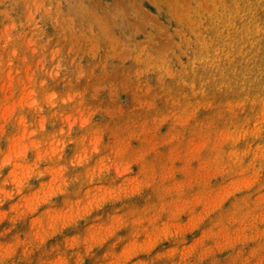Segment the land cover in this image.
<instances>
[{
    "label": "rangeland",
    "instance_id": "rangeland-1",
    "mask_svg": "<svg viewBox=\"0 0 264 264\" xmlns=\"http://www.w3.org/2000/svg\"><path fill=\"white\" fill-rule=\"evenodd\" d=\"M263 3L0 0V264H264Z\"/></svg>",
    "mask_w": 264,
    "mask_h": 264
},
{
    "label": "bare ground",
    "instance_id": "bare-ground-1",
    "mask_svg": "<svg viewBox=\"0 0 264 264\" xmlns=\"http://www.w3.org/2000/svg\"><path fill=\"white\" fill-rule=\"evenodd\" d=\"M215 1V0H214ZM264 4V3H263ZM260 6V5H259ZM264 6V5H263ZM221 12V11H220ZM263 17V16H262ZM260 19V18H259ZM255 20H257V19H255Z\"/></svg>",
    "mask_w": 264,
    "mask_h": 264
}]
</instances>
